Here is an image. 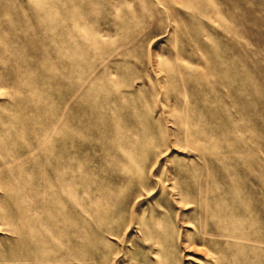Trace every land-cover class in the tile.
Returning a JSON list of instances; mask_svg holds the SVG:
<instances>
[{
	"label": "rangeland",
	"instance_id": "374dc122",
	"mask_svg": "<svg viewBox=\"0 0 264 264\" xmlns=\"http://www.w3.org/2000/svg\"><path fill=\"white\" fill-rule=\"evenodd\" d=\"M0 264H264V0H0Z\"/></svg>",
	"mask_w": 264,
	"mask_h": 264
}]
</instances>
